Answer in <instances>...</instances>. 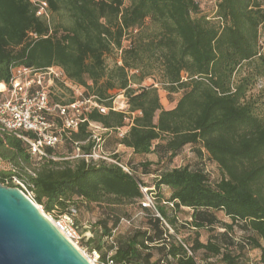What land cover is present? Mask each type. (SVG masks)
<instances>
[{
    "label": "trees",
    "instance_id": "obj_1",
    "mask_svg": "<svg viewBox=\"0 0 264 264\" xmlns=\"http://www.w3.org/2000/svg\"><path fill=\"white\" fill-rule=\"evenodd\" d=\"M47 1L51 15L63 21L52 24L38 16L31 0H0V83L9 82L16 65L56 66L109 110L89 111L88 120L63 137L65 151L45 148L57 159H36L25 141L0 131V157L13 165L0 170V183L31 192L46 212L60 209L63 215L93 203H139L140 225L122 231L121 213L103 207L106 213L92 225L91 237L82 239L101 263L110 257L113 264H250L249 253L256 250L252 264H264V117L247 99L255 75L234 83L243 64L264 59L263 0H217V21L200 13L197 0ZM113 49L120 51L121 63L108 68L105 55ZM155 70L169 95L181 93L171 108L163 105L158 86L143 84ZM113 89L123 91L125 109L112 108L118 95ZM126 117L132 123L122 137L116 135L117 145L141 156L159 153L162 162L166 155L170 163L192 144L199 156L206 151L219 165L220 177L213 180L188 164L151 173L153 161L144 159L130 168L117 149L107 155L116 162L72 157L77 143L80 154L97 144L89 121L101 123L110 136ZM102 139L105 150L107 137ZM139 171L155 175L158 194ZM163 186L169 187L168 196ZM142 187L149 188L153 206L143 205ZM221 211L231 221L220 219ZM186 212L189 217L182 220ZM217 225L223 231L217 232ZM75 226L78 230L76 217ZM234 226L245 240L232 234ZM182 228L192 231L183 235Z\"/></svg>",
    "mask_w": 264,
    "mask_h": 264
},
{
    "label": "built area",
    "instance_id": "obj_2",
    "mask_svg": "<svg viewBox=\"0 0 264 264\" xmlns=\"http://www.w3.org/2000/svg\"><path fill=\"white\" fill-rule=\"evenodd\" d=\"M31 2L37 8L36 14L50 21L51 12L48 1L31 0ZM55 82H60L72 89L73 95L71 100L69 99L70 101L62 102L53 98L52 88ZM93 108H98L103 113L109 110V107L99 104L94 96L87 95L81 86L71 82L64 71L56 66L38 69L27 65H16L11 68L9 82L0 83V131H10L25 141L30 146L31 155L36 159H41L44 156L57 159L55 156L49 155L45 148L57 147L63 137L69 136L78 129L81 123L88 120L87 113ZM112 108L120 110L126 107H116L113 104ZM125 119L132 123L131 117ZM88 127L97 144L91 153L80 154L77 143V154L72 157H85L87 160L96 161L109 159L103 154V137L98 133L99 130L108 131V129L95 121H89ZM5 164V160L0 157V170L5 169ZM120 165L130 172L128 167ZM13 179L26 188L17 176H14ZM142 190L145 194L143 205L153 206V198L148 195V189L142 187ZM25 193L33 199L31 192ZM75 215L76 211L72 209L70 213L53 219L55 225L71 240L78 235ZM99 258L95 261L98 264H105L101 263ZM107 263L113 264L110 257H108Z\"/></svg>",
    "mask_w": 264,
    "mask_h": 264
},
{
    "label": "rangeland",
    "instance_id": "obj_3",
    "mask_svg": "<svg viewBox=\"0 0 264 264\" xmlns=\"http://www.w3.org/2000/svg\"><path fill=\"white\" fill-rule=\"evenodd\" d=\"M199 5H200V9H201V14L206 15L209 19L213 20V21H217L215 19H217L216 16V12H217V4L218 1L217 0H197ZM128 3V2H127ZM263 4H264V0H263ZM52 20V24L57 23V22H61L63 21L61 16L58 14L53 13L50 17V22ZM64 20H66L64 18ZM65 22V21H64ZM147 25H150V20H147ZM150 28H153V25H150ZM129 43V38L127 37L124 40V44L127 45ZM260 51L264 56V35L261 36L260 38ZM120 59V51H118L117 49H113L111 52L107 53L105 55V62L108 68L113 67ZM154 74L151 77H148L147 79H145V81L143 82L144 85H149V84H155L156 86L159 87V92H160V96H161V100L163 105L166 108H171L176 104V100L180 97L181 93L177 92V93H173V94H168V92L162 87L161 82H160V73L155 70L153 72ZM255 75L253 78V82L250 85V88L247 91V99H251L252 101H254L255 105H256V110L257 112L264 117V59H257L256 61H254L253 63L249 64V63H245L243 64L238 71L235 73L234 75V83H239L240 81L243 80L244 77L249 76V75ZM134 86H137V84H134ZM84 90L85 88L82 87ZM110 93H117L118 95L115 97L113 104L116 105V107H127V100L125 95L123 94V91L118 90V89H113L110 90ZM73 93H72V89L68 86L65 85L62 86V83L60 82H55L53 84V88H52V96L54 99H61V100H68L72 97ZM171 96L173 98H171ZM131 122H128L127 119H125V125L123 127H121L120 129H118L117 133H113L110 136L108 135V131H101L99 130V134L102 135V137H107V141L108 145L106 147V149H103V154L105 156L109 155V153H112L115 149H120L119 155L121 157V159L127 163L128 167H133V165L131 164H137L140 162V160L144 159V160H152L153 163L150 165L149 169L152 172H156L159 169H166V168H172L175 166H183V165H191L192 167H201L203 168L209 175L210 177L215 180L218 179L221 175V171L219 168V165L211 160L207 154L206 151H204V155L203 156H199L196 151L194 150V145L192 144H188L186 145L182 151L169 163L167 162L166 159V155H164V159L163 162L162 161H158L159 159V153L156 152H152L148 155H136L133 153L132 149H128V148H124L121 147L119 145L116 144V137H122L130 128ZM117 135V136H116ZM159 141H155L154 145H156ZM58 151H65V147L64 145L61 143L60 145H58L57 147ZM106 151V153H105ZM102 152V151H101ZM168 155V154H167ZM108 157V156H107ZM109 159H107V161H113V159L109 156ZM34 161H36L34 159ZM133 163H132V162ZM5 169L2 170H11L13 169V165L8 162L5 161ZM15 170V169H14ZM159 173V172H158ZM138 177H140V179H142L143 181H145L148 185H151L152 189L155 194H158L159 189H155L154 188V181L156 179L154 174H148V175H144L141 173V171L138 172ZM14 182H16L15 179H13ZM17 183V182H16ZM5 185V184H4ZM149 189V188H147ZM163 192L168 196L170 194V190L168 188H164ZM148 195L150 197H152L153 195L151 193L148 192ZM157 196V195H155ZM38 205H40L42 207V209L44 210L43 206L39 203H37ZM139 203H134V204H127V205H123V206H107L106 204H96L93 203L91 204L90 207H87L85 205H82L80 207V209L77 211L76 214V220L79 226V229L77 230V237L74 238L72 241L74 242L75 245H77L80 250L85 253V255H87V257H89L91 259V261L94 264H98L97 261H95L98 257H100L99 253L97 251L92 252L87 246L82 244V239H88L89 237H91L92 235V225L100 218L103 217L105 215V210H103V207H107V208H115L119 211V213H121V215L123 216V218L121 219L120 222V230L122 231H126L127 229H130L132 227L138 226L140 225V221L142 219V217L144 216L143 213L140 211V207L138 205ZM44 212L52 219H56L58 217H62V215L64 214L60 209H55L52 212H46L44 210ZM218 217L220 219L226 220V221H231L230 218L226 217L225 214L221 211L217 213ZM186 217H189L188 212L184 213V214H180V218L182 220H185ZM190 231H192L191 229L188 228H182V232L183 235H187ZM216 231L220 232L223 231V228L220 225L216 226ZM207 232L206 230L202 231V238L205 239V237L207 236ZM232 234L236 237V239L238 241H243L245 233L243 232V230L239 227V226H234V230L232 232ZM106 239V238H105ZM257 251L256 250H252L249 253V258H250V264H252V262H255V258L257 257Z\"/></svg>",
    "mask_w": 264,
    "mask_h": 264
},
{
    "label": "water",
    "instance_id": "obj_4",
    "mask_svg": "<svg viewBox=\"0 0 264 264\" xmlns=\"http://www.w3.org/2000/svg\"><path fill=\"white\" fill-rule=\"evenodd\" d=\"M0 264H92L21 188L0 183Z\"/></svg>",
    "mask_w": 264,
    "mask_h": 264
},
{
    "label": "crops",
    "instance_id": "obj_5",
    "mask_svg": "<svg viewBox=\"0 0 264 264\" xmlns=\"http://www.w3.org/2000/svg\"><path fill=\"white\" fill-rule=\"evenodd\" d=\"M119 146H120V148H121V147L128 148V147H126V146H124V145H122V144H119ZM128 149H131V148H128ZM132 150H133V149H132ZM117 151L120 152V149H117ZM164 188H168V189H169L168 186H163L162 189H164Z\"/></svg>",
    "mask_w": 264,
    "mask_h": 264
},
{
    "label": "bare ground",
    "instance_id": "obj_6",
    "mask_svg": "<svg viewBox=\"0 0 264 264\" xmlns=\"http://www.w3.org/2000/svg\"><path fill=\"white\" fill-rule=\"evenodd\" d=\"M52 219V218H51ZM53 220V219H52ZM77 246V245H76ZM78 247V246H77ZM79 248V247H78ZM80 249V248H79ZM84 255H85V253H83ZM86 257H87V255H85ZM87 259L92 263V264H94L92 261H91V259L89 258V257H87Z\"/></svg>",
    "mask_w": 264,
    "mask_h": 264
}]
</instances>
